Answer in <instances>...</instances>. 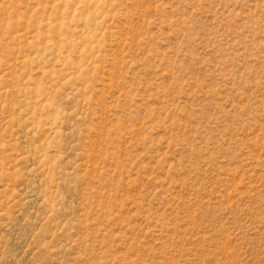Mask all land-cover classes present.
<instances>
[{
	"label": "rangeland",
	"instance_id": "obj_1",
	"mask_svg": "<svg viewBox=\"0 0 264 264\" xmlns=\"http://www.w3.org/2000/svg\"><path fill=\"white\" fill-rule=\"evenodd\" d=\"M0 264H264V0H0Z\"/></svg>",
	"mask_w": 264,
	"mask_h": 264
}]
</instances>
